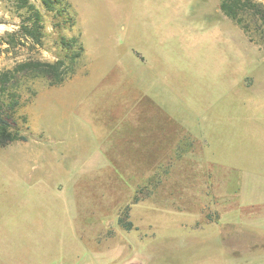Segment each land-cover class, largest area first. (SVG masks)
I'll list each match as a JSON object with an SVG mask.
<instances>
[{
	"label": "rangeland",
	"instance_id": "obj_1",
	"mask_svg": "<svg viewBox=\"0 0 264 264\" xmlns=\"http://www.w3.org/2000/svg\"><path fill=\"white\" fill-rule=\"evenodd\" d=\"M32 1L42 45L7 41L25 11L0 0V73L63 57L61 35L85 50L61 84L23 78L14 126L28 139L0 145V264H247L264 252V240L237 247L261 205L245 215L244 201H264V15L245 13L247 33L221 0H68L71 25ZM28 167L60 172L47 184L6 173Z\"/></svg>",
	"mask_w": 264,
	"mask_h": 264
},
{
	"label": "trees",
	"instance_id": "obj_2",
	"mask_svg": "<svg viewBox=\"0 0 264 264\" xmlns=\"http://www.w3.org/2000/svg\"><path fill=\"white\" fill-rule=\"evenodd\" d=\"M13 1L25 12L19 30L10 33L7 41L21 43L22 39H31L42 45L43 28L45 27L44 14L32 0ZM41 3L47 11L54 14L56 19L63 17L71 25L74 24L76 15L68 0H41ZM220 9L226 16L240 24L247 33L251 31V27L245 20V13L250 11L255 16L264 15L261 5L253 0H221ZM60 44L65 51L64 56L55 61L27 59L0 73V145L28 139L27 135L22 134L20 129L14 126V113L20 105L25 76L45 78L50 85H57L71 77L76 71L85 50L81 36L61 35ZM128 209L129 207L126 210ZM119 223L126 230H131L133 227V223L126 221L122 216L119 218Z\"/></svg>",
	"mask_w": 264,
	"mask_h": 264
},
{
	"label": "crops",
	"instance_id": "obj_3",
	"mask_svg": "<svg viewBox=\"0 0 264 264\" xmlns=\"http://www.w3.org/2000/svg\"><path fill=\"white\" fill-rule=\"evenodd\" d=\"M78 96L79 93H78ZM80 99L77 100V104L79 105V102ZM94 157L98 158V156L94 155L93 157H90L91 160L94 159ZM91 160L87 161V163H93L91 162ZM96 162L95 164V168H92V167H88V166H82L79 171L77 172V174H87V173H94L97 165H102L103 162L101 161H98V160H94ZM98 161V162H97ZM86 164V163H85ZM104 166H105V163H104ZM103 166V167H104ZM11 170L12 172H6L7 174L9 175H14V176H18L21 178V180L24 182V183H31V184H47V183H51L53 182V180H55V177L59 175V169L56 170V169H46V168H43L41 170V173H37L35 171V168H26V169H17V168H12V169H9ZM97 170V169H96ZM63 171H66V169L62 168L61 169V172ZM75 181V180H74ZM243 188L245 191H247V187L244 186L243 184ZM256 190H258L259 192H264V183L259 187L256 188ZM264 197V194L262 195ZM247 201V200H245ZM244 201V206H243V211L242 213L244 212V214L246 215V212H251V210H253L254 207H252V203H260L262 205L259 206L258 210H254V215L253 218H252V222H253V225H254V230L252 232L248 231V230H242L240 232V235H238V248H242V252L244 253V255L248 254L250 255L249 251L252 249V246L253 244L257 243V242H260V244H262L263 240H264V201H260V198L259 199H255V200H248L250 202H245ZM240 210V209H238ZM239 213L241 211H238ZM247 215H250V214H247ZM239 216H242V215H239ZM238 216V217H239ZM245 234H249L247 235V237H245L246 235ZM226 237V236H225ZM232 237V236H231ZM227 248V247H226ZM230 248H232L230 246ZM228 249V248H227ZM224 254H226V250H224ZM253 257L252 259H248V260H244V261H248V262H252L253 264H259L260 261H262L263 257H264V252L261 251L259 254H254L253 253ZM243 260V259H241ZM222 261H229V258L228 260H222ZM247 262V264H248ZM222 263V262H221ZM241 263H246V262H241Z\"/></svg>",
	"mask_w": 264,
	"mask_h": 264
}]
</instances>
